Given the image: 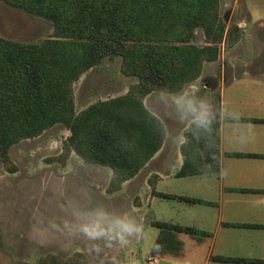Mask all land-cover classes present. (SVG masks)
I'll return each instance as SVG.
<instances>
[{
  "label": "trees",
  "instance_id": "1",
  "mask_svg": "<svg viewBox=\"0 0 264 264\" xmlns=\"http://www.w3.org/2000/svg\"><path fill=\"white\" fill-rule=\"evenodd\" d=\"M3 1L52 21L55 36L33 44L0 36V158L8 160L10 149L22 140L64 124L70 130V149L86 162L109 168L118 188L139 173L165 139L164 124L145 106L144 98L153 91L181 97L185 85L201 76L204 62L219 58L220 44L232 32L239 33V27H228L222 19L220 0ZM198 29L204 31L208 44L193 43ZM112 55L121 56L125 72L137 76L139 82L125 95L76 113L73 84ZM209 119L206 127L194 121L186 129L185 159L178 176L220 172V112ZM153 225L161 230L153 255L179 252L182 242L177 232L208 235L166 221ZM232 226L264 229L263 224ZM213 260L263 262L228 256Z\"/></svg>",
  "mask_w": 264,
  "mask_h": 264
},
{
  "label": "rangeland",
  "instance_id": "2",
  "mask_svg": "<svg viewBox=\"0 0 264 264\" xmlns=\"http://www.w3.org/2000/svg\"><path fill=\"white\" fill-rule=\"evenodd\" d=\"M246 7L254 20L264 18V0H220L222 19L228 27H239V33L232 32L220 44L219 58L204 62L201 76L196 79L200 80L197 100L206 99L210 113L217 107L222 66L249 63L263 70L264 25L248 21ZM241 18L247 21L245 26H239ZM0 36L28 44L41 43L55 36L54 25L0 0ZM193 43L208 44L202 29L197 30ZM138 82L137 76L125 72L121 56L106 57L73 84L75 111L80 113L94 103L122 96ZM205 83L209 87L204 88ZM240 90L246 91L242 86ZM256 90L257 85L249 88L250 92ZM153 100H149L151 105L156 104ZM69 136L67 126L57 124L15 144L8 160L0 158V264H149L151 256L158 259L157 264H173L163 253H151L160 233L153 223L162 221L160 216L177 218L170 214L179 202L159 199L144 215H137L134 187L123 190L121 184L118 188L109 168L86 162L70 149ZM197 189L196 194L203 195L202 189ZM185 216L180 219L193 222L190 214ZM118 221L140 225L143 231L132 236L124 234L122 240ZM84 224H98L101 234L86 237L80 230ZM207 224L203 228L207 229ZM212 235L191 237L177 232L176 238H183L185 254L195 252L202 258L207 252L206 238ZM219 237L217 254L228 250V256H264L263 230L239 228L222 231Z\"/></svg>",
  "mask_w": 264,
  "mask_h": 264
},
{
  "label": "crops",
  "instance_id": "3",
  "mask_svg": "<svg viewBox=\"0 0 264 264\" xmlns=\"http://www.w3.org/2000/svg\"><path fill=\"white\" fill-rule=\"evenodd\" d=\"M246 10L249 16L248 21H252L254 25L258 23L264 25V18L254 20L247 7ZM246 23L247 21L242 18L238 20L239 26H245ZM220 72H222V80L218 85L217 107L214 112H209V118L216 115L218 111L221 114V168L218 173L181 177L177 175L185 159L182 151L186 141L185 131L195 121V116L189 110L187 102L194 101L197 110L200 109L201 101L197 100L200 80L189 83L184 94L179 98L159 92H152L144 98L145 106L164 124L166 135L161 149L134 178L122 183V189L132 190L134 187L138 196V201L134 205L137 215H144L147 208H152L159 199L178 201L176 210L170 214L177 218L164 216L158 218L213 234L206 238L208 242L206 241L204 249L207 248V252L202 258L195 252L191 256L185 254L184 240L179 237L182 239H178L182 242L180 251L175 254L172 252L163 254L169 263L197 264L201 261L203 264L215 262L216 264H240L213 260L214 256H228L230 253L228 250L221 254L215 253L219 234L222 231L239 228L264 231L262 228L232 226V224L264 225V121L255 120H264V67L263 70H257V67H252L249 63H235L222 66ZM252 85H257L258 90L250 92L249 88ZM241 86L246 91H241ZM207 87L209 84L205 83L204 88ZM150 99H154L156 104L151 105ZM202 101L207 104L206 99ZM239 153L243 155H237ZM198 187L202 189L203 195L196 194ZM159 193L201 199L205 202L189 203L178 198H163ZM157 211L160 213L158 208ZM188 213L193 222L180 219V216L183 218L185 215L189 216ZM204 223H208L207 229L203 228ZM231 256L234 257V255L228 257ZM251 258L263 260L255 264H264V256Z\"/></svg>",
  "mask_w": 264,
  "mask_h": 264
},
{
  "label": "clouds",
  "instance_id": "4",
  "mask_svg": "<svg viewBox=\"0 0 264 264\" xmlns=\"http://www.w3.org/2000/svg\"><path fill=\"white\" fill-rule=\"evenodd\" d=\"M187 105L189 110L194 114L195 122L198 124V126L206 127L211 122L209 119L208 105L204 101L200 102L199 110H197L195 102L192 100H189L187 102ZM249 127L251 128V126ZM118 223L120 224L121 229L118 235L122 240L124 238V234L132 236L143 231L142 226L136 225L131 222L118 221ZM80 230L88 238H95L96 236L100 235L102 231L101 229H99L98 224H84L81 226Z\"/></svg>",
  "mask_w": 264,
  "mask_h": 264
},
{
  "label": "built area",
  "instance_id": "5",
  "mask_svg": "<svg viewBox=\"0 0 264 264\" xmlns=\"http://www.w3.org/2000/svg\"><path fill=\"white\" fill-rule=\"evenodd\" d=\"M157 262H158L157 258L152 257V256L149 258V264H157Z\"/></svg>",
  "mask_w": 264,
  "mask_h": 264
}]
</instances>
